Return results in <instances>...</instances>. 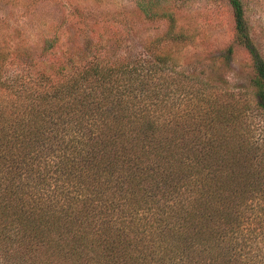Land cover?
<instances>
[{
	"label": "trees",
	"instance_id": "1",
	"mask_svg": "<svg viewBox=\"0 0 264 264\" xmlns=\"http://www.w3.org/2000/svg\"><path fill=\"white\" fill-rule=\"evenodd\" d=\"M227 1L247 92L179 69L173 13L130 61L0 43V264H264V57Z\"/></svg>",
	"mask_w": 264,
	"mask_h": 264
},
{
	"label": "rangeland",
	"instance_id": "2",
	"mask_svg": "<svg viewBox=\"0 0 264 264\" xmlns=\"http://www.w3.org/2000/svg\"><path fill=\"white\" fill-rule=\"evenodd\" d=\"M243 3L252 40L264 57V0ZM171 13L178 17L177 30L191 39L163 42L179 69L225 89L250 90L253 63L246 49L234 43L227 0H0V43L18 57L26 51L40 58L46 42L54 40V55L47 59L60 63L98 51L112 61H130L166 31L169 23L162 15Z\"/></svg>",
	"mask_w": 264,
	"mask_h": 264
}]
</instances>
